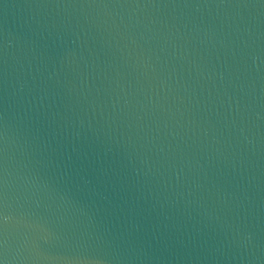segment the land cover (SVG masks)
Returning a JSON list of instances; mask_svg holds the SVG:
<instances>
[{"label": "water", "instance_id": "water-1", "mask_svg": "<svg viewBox=\"0 0 264 264\" xmlns=\"http://www.w3.org/2000/svg\"><path fill=\"white\" fill-rule=\"evenodd\" d=\"M0 264H264V0H0Z\"/></svg>", "mask_w": 264, "mask_h": 264}]
</instances>
